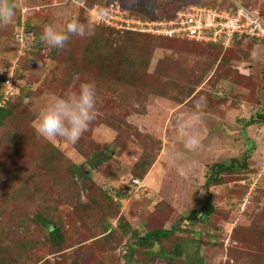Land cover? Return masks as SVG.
<instances>
[{
  "label": "rangeland",
  "instance_id": "obj_1",
  "mask_svg": "<svg viewBox=\"0 0 264 264\" xmlns=\"http://www.w3.org/2000/svg\"><path fill=\"white\" fill-rule=\"evenodd\" d=\"M226 1L14 0L0 26V81L12 74L19 87L0 125V264H264V42L220 49L126 28L149 20L146 7ZM228 1L264 15V0ZM100 9L111 18L92 35L60 50L40 41L45 25L87 24ZM27 16L29 32H18ZM83 82L97 94L89 130L75 144L39 136L40 111ZM233 161L206 184L212 165ZM208 198L207 219L182 220Z\"/></svg>",
  "mask_w": 264,
  "mask_h": 264
},
{
  "label": "built area",
  "instance_id": "obj_2",
  "mask_svg": "<svg viewBox=\"0 0 264 264\" xmlns=\"http://www.w3.org/2000/svg\"><path fill=\"white\" fill-rule=\"evenodd\" d=\"M106 18L110 19L111 16L107 15ZM114 19L116 21L123 20L116 16ZM126 24V28L132 30H151L172 37L217 43L225 48L230 47L236 37L253 38L258 42H264V15L260 11L236 1H234L232 9L196 5L178 11L176 16L170 20L149 19L142 21L137 18ZM18 92L19 87L16 80L12 74H9L3 84L0 106H3ZM129 184H133L138 189L144 187L142 181L137 177H132Z\"/></svg>",
  "mask_w": 264,
  "mask_h": 264
},
{
  "label": "clouds",
  "instance_id": "obj_3",
  "mask_svg": "<svg viewBox=\"0 0 264 264\" xmlns=\"http://www.w3.org/2000/svg\"><path fill=\"white\" fill-rule=\"evenodd\" d=\"M15 15L16 4L14 0H0V26L9 24ZM107 15V9H100L93 14L87 24L81 23L77 18L72 17L61 30L56 29L53 25H45L40 41L58 50L63 49L72 35L81 38L92 35L95 20L106 18ZM97 115L95 84L83 82L79 85L78 90L57 97L48 103L40 111L35 129L41 137H59L75 144L89 130ZM181 132H183L182 128ZM196 143L197 141L194 138L189 140V144L192 146Z\"/></svg>",
  "mask_w": 264,
  "mask_h": 264
},
{
  "label": "trees",
  "instance_id": "obj_4",
  "mask_svg": "<svg viewBox=\"0 0 264 264\" xmlns=\"http://www.w3.org/2000/svg\"><path fill=\"white\" fill-rule=\"evenodd\" d=\"M208 6H213V5L211 4V5H208ZM216 7H223V8H226V9H232L234 7V3L231 4L227 0L226 2H224V4H221V6L218 5ZM143 10H144V13L142 11H140V14L145 15L144 17H148L150 20H153V19H172V18H174L176 16V13L178 12V11H176V12L170 14V10L168 8L160 9L159 6H155L151 10H149V8L146 7V9H143ZM140 14H136L135 13L134 15L136 17H139ZM23 19H25V21H22ZM16 26H17V29L19 30L18 32H20V30H21V32H23L25 34L26 31L24 29H26V28H28V26H30V21H28V16H27V18L26 17H23V18L21 17V19L19 18L18 23L16 24ZM28 32L29 31L27 30V33ZM32 34H36V33H34V31H33ZM16 36H17V34H15V37ZM171 38H173V39H186L188 41H193V42H197V43H201V44H205V45L216 46V47H219L220 49H228V48H231L232 46L237 44L240 40H242V39H244L246 37H236L234 39L232 45L230 47H227V48H225L223 45L217 44V43H205V42H199V41H195V40H192V39L180 38V37H171ZM16 39L18 41L17 37H16ZM248 39L256 41L253 38H248ZM6 78L2 79V83L0 81V84L2 86H3ZM6 108H7L6 105H3V106L0 107V125L2 124L4 116L6 115V110H5ZM257 119L264 122V112L263 111L258 113V118ZM249 122H250V124H252V123H255L256 121L254 119H251ZM247 157L248 156L246 155L244 160H243V163L240 165L241 167H246L247 166V162H246ZM235 168L236 167L234 165V161L230 165H227L225 162L215 163L214 165H212L210 167L211 176L208 178L206 184L210 185L211 182L218 183L220 181V175H221L222 171L234 170ZM214 208H215L214 204L212 203L211 199L208 198L207 202L199 210L198 209L192 210V212L187 217H185V219H182V220L197 219L199 214L204 215V219H207L212 214V212L214 211ZM176 229H178V227H174L173 229H170V230H167V229H159L158 230L157 229V230H153V231L147 232L144 236H142L139 239V242L141 244H147L149 242H150V244H152L153 239H159V238H162V237L169 236ZM49 230L51 231L52 236H54V237L57 236L58 229H52V227H50ZM177 246H179V245H177ZM176 253L177 254L180 253L179 250H177Z\"/></svg>",
  "mask_w": 264,
  "mask_h": 264
},
{
  "label": "crops",
  "instance_id": "obj_5",
  "mask_svg": "<svg viewBox=\"0 0 264 264\" xmlns=\"http://www.w3.org/2000/svg\"><path fill=\"white\" fill-rule=\"evenodd\" d=\"M141 179V178H140ZM141 181H142V184L144 185V181H143V179H141ZM129 185H131V188H135V186L133 185V184H129Z\"/></svg>",
  "mask_w": 264,
  "mask_h": 264
}]
</instances>
